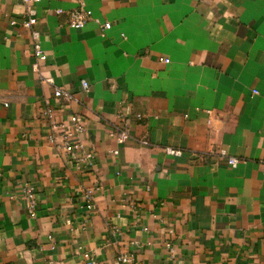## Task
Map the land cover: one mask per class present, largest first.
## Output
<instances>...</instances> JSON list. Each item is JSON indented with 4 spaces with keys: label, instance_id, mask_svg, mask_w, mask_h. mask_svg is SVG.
I'll return each instance as SVG.
<instances>
[{
    "label": "crops",
    "instance_id": "obj_1",
    "mask_svg": "<svg viewBox=\"0 0 264 264\" xmlns=\"http://www.w3.org/2000/svg\"><path fill=\"white\" fill-rule=\"evenodd\" d=\"M85 1L112 28H69L56 10L77 0L36 3L41 74L79 99L61 105L30 32L11 23L26 5L0 0V264H264V0ZM46 98L85 120L91 162L49 141ZM220 148L244 161L200 156Z\"/></svg>",
    "mask_w": 264,
    "mask_h": 264
},
{
    "label": "built area",
    "instance_id": "obj_2",
    "mask_svg": "<svg viewBox=\"0 0 264 264\" xmlns=\"http://www.w3.org/2000/svg\"><path fill=\"white\" fill-rule=\"evenodd\" d=\"M41 0H23L26 5V11L20 20L13 18L11 20L12 24H21L24 28L28 29L33 39V55L35 57L34 69L40 73V77L44 83L50 84L54 88L53 99L55 102H59L61 105L65 102H76L79 103V99L74 96V93L65 88L55 84V81L52 77H44L41 74V64L47 60V54L42 48L41 42V33L37 28L38 25V16L36 3ZM57 14H67L66 24L69 28L72 29H83L88 23L92 20H96L103 31L112 28L113 24L111 21L101 22L99 19L94 18L93 11L86 6L85 0H77V6L71 10L65 11L63 8H58L56 10ZM160 62L170 63V58L162 57L159 58ZM82 89L87 91L90 87V84L87 80L81 81ZM52 98L45 99V108L43 110V116L48 122V127L50 133L48 135L49 141L53 146L61 151L67 157L73 159L77 167H80L81 162L89 163L94 158L92 152H87L84 148L83 143L78 139L79 136L86 132L87 126L85 120L79 114H70L68 119L60 118L57 114V109L52 104ZM7 106L8 104L5 103ZM116 141L118 144H125L132 138V135L129 130V126H119L116 127L115 132ZM146 143V142H144ZM166 152L172 156H181L183 150L180 148H174L167 146ZM114 153H119L118 149L114 150ZM201 157H211L217 156L220 160L225 161L231 167H237L243 159L231 155L227 149L220 148L218 151H208L200 154ZM23 194L28 200V213L31 217H35L37 213L38 199L35 194V188L31 184H24ZM84 197L87 201V207L91 210L92 213L96 212V204L92 193L85 191ZM86 224L82 225L85 227ZM79 230V228H75ZM110 233L113 237H116L120 234V228L113 226L110 230ZM167 248L170 252H173V248L170 242L167 243ZM133 260V255L131 253H121L117 257L119 264H127Z\"/></svg>",
    "mask_w": 264,
    "mask_h": 264
}]
</instances>
